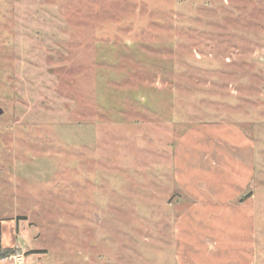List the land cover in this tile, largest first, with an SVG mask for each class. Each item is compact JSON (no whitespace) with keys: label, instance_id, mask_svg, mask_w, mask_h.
Returning a JSON list of instances; mask_svg holds the SVG:
<instances>
[{"label":"rangeland","instance_id":"obj_1","mask_svg":"<svg viewBox=\"0 0 264 264\" xmlns=\"http://www.w3.org/2000/svg\"><path fill=\"white\" fill-rule=\"evenodd\" d=\"M226 128L261 220L264 0H0V264H178L176 143Z\"/></svg>","mask_w":264,"mask_h":264},{"label":"crops","instance_id":"obj_2","mask_svg":"<svg viewBox=\"0 0 264 264\" xmlns=\"http://www.w3.org/2000/svg\"><path fill=\"white\" fill-rule=\"evenodd\" d=\"M224 131L216 135L215 131L195 129L180 136L176 143L175 184L194 201L175 225L178 264H260L256 261L255 220L261 232L264 216L257 218L259 187L251 188L258 183L256 175L261 169L258 153L242 134L229 128ZM260 180L264 187V180ZM246 190L250 196L241 204L230 202Z\"/></svg>","mask_w":264,"mask_h":264},{"label":"trees","instance_id":"obj_3","mask_svg":"<svg viewBox=\"0 0 264 264\" xmlns=\"http://www.w3.org/2000/svg\"><path fill=\"white\" fill-rule=\"evenodd\" d=\"M248 194V193H247ZM244 196H246V194L245 195H243L241 198H243ZM10 251H6L5 253H2V254H0V256H2V257H4V256H6L7 255V253H9Z\"/></svg>","mask_w":264,"mask_h":264}]
</instances>
